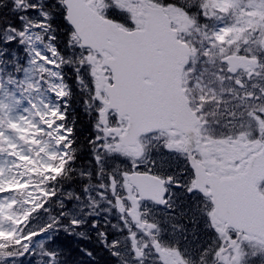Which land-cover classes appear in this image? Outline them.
I'll return each instance as SVG.
<instances>
[{
	"label": "rangeland",
	"instance_id": "rangeland-1",
	"mask_svg": "<svg viewBox=\"0 0 264 264\" xmlns=\"http://www.w3.org/2000/svg\"><path fill=\"white\" fill-rule=\"evenodd\" d=\"M101 1L103 7H106L104 0ZM176 1L186 7L195 3L197 9H200L205 17L212 21V24L209 22L206 25V30L201 31L204 39L199 37L198 40H200L206 57L204 60L206 62H202L201 72L205 79L206 76L208 78L209 88L207 89L206 104L213 103L209 118L211 117L214 123L215 133L214 136L205 135L203 137V146H199L197 143L195 145L203 152V164L210 169L212 166L217 169H225L224 172L233 175L235 172H229L228 169L238 162L241 165L236 170L242 171L245 167L244 162H247L251 155L258 152L264 144V77H262L264 74V54L261 57L263 72H260L250 81H247L244 76L231 78L224 72H220L218 68L221 65L218 60L233 53L237 47L241 49L245 38L251 39L250 35L255 26H259L260 34L264 35V0ZM117 2L123 7H128L133 12V18H139V22L142 23V19L138 17V3L130 5L128 0H117ZM91 6L92 8L95 7L92 4ZM144 11L145 8L143 7L140 14ZM184 11L185 9L177 10L175 8L171 17L178 24L184 22L186 18L185 23L188 26L187 21L193 20L189 17L190 14ZM229 11L231 14L226 16ZM251 25L254 27L244 31V26ZM177 28L185 34L188 31L182 25ZM192 35L195 37L194 33ZM253 44L251 47L253 51L261 50L258 38L254 39ZM97 64L98 68L103 65L102 62H97ZM26 66V63L21 66L19 73L21 82L10 84L7 82L10 78H6L3 87H0V116L6 118L3 121V126L7 129L4 133L5 140L0 142V191L8 186L5 181L15 188L23 182L27 174L29 177L32 171V163L39 161L46 166L48 156L54 152L51 145L60 147L58 142L60 135H57L60 129L53 128L50 119L47 121L48 128L46 130L49 131L53 140H44L38 137L37 132L27 126L23 127L19 134L8 126V118L15 120L17 117H27L28 113L24 109L32 107L28 102L29 95L32 97L33 104H36L35 98L39 95L35 91L30 92L35 79L33 75L31 78L25 77L23 69ZM98 83L99 86H102V82L98 81ZM103 85H107L105 76L103 77ZM43 98L47 99V96L45 95ZM103 99L106 103L107 98L103 97ZM15 101H20V103L16 105ZM44 107H47V103ZM9 109L12 110L9 111ZM80 109L84 114L86 110ZM32 118H38L43 123V117L38 112ZM100 122L105 125L100 128L103 136L96 135L95 138L96 140L107 139H104L103 143L97 144H93L92 139H90L91 151H89L88 157L84 159L82 164L79 163L74 170L75 180L79 179L80 182L69 185L64 192L59 191L63 199L69 197L72 201L69 208L60 215V218L66 217V222L62 221L57 226L51 227L50 225L58 222L55 216L52 214L42 216L41 213L34 214L31 221L21 222L18 219V212L11 209L10 192H6L4 196L0 197V233L15 232L19 237L21 233L26 235L29 232H39L41 235L34 237L29 243L37 252L43 253L42 243L52 237L53 230L57 228L63 232L65 228H68V233H71V230L79 225L86 226L88 219H90L91 224L88 225L100 223L102 226H99L100 231L94 227H89L93 228L95 233L89 249L94 246L99 247L101 241L110 252V255L107 253L106 255L116 259L115 262H108V264H216L219 255L218 264H242L244 255L247 257L246 264H264V258L252 259L257 253H264V246L259 245L258 242H252L253 239H241L243 241L234 243L230 247V249L233 248L230 251H237V257H234L233 254H229L227 246L230 244L228 245L227 241L222 240V243L216 240L213 232H207L206 226H193L192 222L189 221L192 218L193 206L190 200H187V192L178 194L177 200L173 201V204H177L180 208L175 211L176 218L182 224L174 225L170 222L168 217H172V213L160 215V212H147L146 219H143L142 223H135L138 230L136 238L137 243H139L138 251L144 253L141 258L137 259L134 255L135 252L131 249L130 234L133 232L128 228L130 227L128 222L133 219V214L129 215L126 223L124 221L123 228L121 219L115 211L117 199L122 201L125 213L131 210L135 204V202H129L131 207H125V201L135 197L126 191L127 184L129 185L127 180L129 173L127 168L129 166L125 160L132 154L124 149L119 140L124 134V128L122 125L116 126V120L114 125H109L104 116V109H101ZM91 131L93 132L92 128ZM166 141L169 142L168 139ZM10 145H14V147H10ZM131 147L129 146V149ZM158 148L161 149L162 146H156L154 149ZM90 149L87 148V150ZM32 151L38 153L39 160L34 157ZM9 153L14 154L10 155ZM155 155L156 153L153 151L152 156ZM17 156L20 158L17 159ZM262 156L264 157V150ZM156 157L162 161L161 167L165 166L166 169L174 170L180 166L171 163L167 156ZM155 160L154 163H156ZM17 165L19 166L17 167ZM72 171L69 170L68 172L71 174ZM29 192L32 200L37 198L38 194L35 187L31 186ZM62 202H58V204ZM183 207L184 210L181 209ZM65 208L66 204L64 205ZM112 216L117 220V223L111 221L113 224L108 225L106 222L110 221ZM9 219L17 222L15 226ZM128 219L129 221H127ZM49 228L54 229L49 231ZM87 228L82 227V231ZM220 229L218 228L219 231ZM105 234H107V242ZM113 240L116 241L115 246H113ZM11 243L14 242L10 241ZM155 247H158L157 253H155ZM55 249L53 245V252ZM12 254L15 255L14 252ZM93 254L92 251L90 255L94 257ZM100 255L101 257L99 255L96 257L100 261L98 264L103 262V253L101 252ZM161 255L163 256L162 260L159 258ZM93 257L90 259L92 260ZM49 260L52 261V257L47 259V264Z\"/></svg>",
	"mask_w": 264,
	"mask_h": 264
},
{
	"label": "snow or ice",
	"instance_id": "snow-or-ice-1",
	"mask_svg": "<svg viewBox=\"0 0 264 264\" xmlns=\"http://www.w3.org/2000/svg\"><path fill=\"white\" fill-rule=\"evenodd\" d=\"M128 3L135 5L139 0H128ZM104 4L106 7L99 9V14L105 21L110 20L113 24L122 26L142 27L139 18L134 19L133 12L128 7L121 6L117 0H104ZM95 20L88 0H0V73L8 71L10 79L7 82L10 84L16 83L11 78L12 71L15 70L19 75L21 64L27 65L23 69L26 78L39 73V80L34 81L30 88V92L39 93L35 98L36 104H33L29 95L28 102L32 107L24 109L28 116L7 119L12 130L19 134L27 126L36 132L47 134V121L51 119L52 127L60 129L57 135H62L69 128L70 110L83 108L86 110L84 115L92 120L93 144L103 143L107 139L95 138L96 135L103 136L100 128L105 125L100 122L101 109H104L105 119L109 123L116 113L104 102L105 90L98 83L100 72L97 71V62L101 58L107 59L112 53L100 41ZM105 39L110 42L114 38L108 36ZM99 67L101 71L106 70L104 65ZM2 79L0 75V80ZM41 82L44 84L43 88ZM0 87H3L2 83ZM45 94L47 99L43 98ZM19 103L20 101H15L16 105ZM45 103L47 107H44ZM37 112L43 117V123L38 118H32ZM5 119L0 116V142L5 140ZM74 132L73 123L66 140H71ZM75 143L73 140L72 144ZM5 184L8 186L0 191V197L15 190L7 181ZM176 186L179 187V184ZM92 226L96 227V224L93 223ZM212 231L215 232V229ZM40 235L39 232H29L26 235L21 233L17 238L15 232H4V239L0 240L3 245L0 248V264H47L51 253L37 252L29 243ZM105 236L107 242V234ZM9 239L14 243H8ZM112 243L115 246L116 241L113 240ZM13 251L15 255L12 254ZM262 258L264 253H257L252 257L253 260Z\"/></svg>",
	"mask_w": 264,
	"mask_h": 264
},
{
	"label": "water",
	"instance_id": "water-1",
	"mask_svg": "<svg viewBox=\"0 0 264 264\" xmlns=\"http://www.w3.org/2000/svg\"><path fill=\"white\" fill-rule=\"evenodd\" d=\"M93 15L98 37L112 53L111 58H104L112 74V85L105 89L106 105L127 121L120 137L122 145L128 148L140 136L168 128L186 134L187 145H191L198 120L180 90V76L188 62L189 50L177 39L176 32L169 29L167 17L159 11H151L144 16V30L125 32L113 23L99 19L95 13ZM108 36L114 39L109 42L105 39ZM248 61L246 57L224 58L231 73ZM263 150L261 147L249 159L241 173L219 180L189 160L195 176L194 188L212 198L215 216L238 235L246 234L262 242L264 199L256 185L264 180ZM129 182L141 200L163 205V181L150 175L134 174L129 177Z\"/></svg>",
	"mask_w": 264,
	"mask_h": 264
},
{
	"label": "flooded vegetation",
	"instance_id": "flooded-vegetation-1",
	"mask_svg": "<svg viewBox=\"0 0 264 264\" xmlns=\"http://www.w3.org/2000/svg\"><path fill=\"white\" fill-rule=\"evenodd\" d=\"M165 0H142L141 5L138 4L139 13L141 12L142 6L145 7V9L153 8L154 6H162V3ZM164 7V6H163ZM164 10L169 13V11L164 7ZM195 13H197L198 20L201 23V26L192 23L190 28L194 29V35L199 31L206 30V25L210 22L212 24V21L207 19L205 15L201 12L200 9L195 10ZM171 15V14H169ZM170 20L172 23V26L179 27L181 26L178 24L171 16ZM141 24V22H140ZM131 26V25H129ZM203 26V27H202ZM177 30V29H176ZM180 34L184 38L183 32L180 31ZM258 38L259 45L261 50L253 51L252 46L254 39ZM264 38V35L260 34L258 30H255L254 33L251 34L250 40H245L243 42V45L241 46V49L237 47L234 49L235 51L233 53H230L228 55H242L246 56L248 58L253 57L256 60L252 61L251 65H258L257 68H253V66H246L239 70L237 73L240 75L241 73L244 74L246 79H250L251 77L258 76L259 73L257 71H262V59L261 57L264 54V49L262 46V39ZM186 41L187 39L184 38ZM190 45V52H189V58L191 57L190 63L186 68L183 70L182 73V86L184 88L185 94L189 100L191 108L196 112L198 115H200L202 112H205V107H203V103L208 107L209 105H212L213 103L206 104V97H207V89L209 88L208 78L206 76H203L202 74V62L205 60L204 50L201 45L196 43H191ZM226 55V56H228ZM224 56V57H226ZM224 57H221L219 61L220 66L218 70L220 72H224L227 76H231L228 71L226 65L222 62ZM206 62V61H204ZM208 64V63H207ZM209 65V64H208ZM213 66V65H212ZM204 72V71H203ZM206 73V72H205ZM237 75V76H238ZM233 77V76H232ZM264 77V74L263 76ZM200 81V83L197 86V81ZM116 124L120 125L121 121L116 120ZM166 133V135H165ZM215 128L212 127H206L203 123H199L196 126V136L195 141L191 145H187V138L178 131H171L168 135V132H160L156 134L154 137H146L144 139H140L138 141V144H136L134 147H131V152L133 156L127 157L125 162L128 164L129 168L128 174L137 172V173H147V174H154V176L159 177L162 180H170L167 186V190L164 196L165 206L164 208H167L166 213H172V217L170 218V222H172L174 225H180L182 224L177 218H176V211L179 208L177 204H173V201H176L178 198V194L180 195L182 192H187V200L189 199L193 209L191 211L192 218L189 219L190 222H192V225L195 227H207V232H213L212 229H215L214 236L215 239L222 242H232L235 241V244H237L240 241H243L241 239H251V237H248L246 235H240L237 236L236 232H233L231 230L225 229L224 225L221 223V221L214 216L213 214V205H212V199L210 196L202 195L200 192L195 190L194 183H195V176L193 173V170L189 164V160H194L197 164H199L201 167H203L207 172L214 174L216 177L219 178L222 176L227 175L225 169H217L215 166H212L210 169L207 165L203 164V152L196 147V143L200 146H203V137L205 135L208 136H214ZM169 140L167 143L166 140ZM144 141L148 143V145L153 149V151L156 153L155 156H151L147 163V157L143 152V144ZM156 146H162V148L154 149ZM160 152V153H159ZM156 156H167L172 163H176L180 166L176 167V169H166L165 166L163 167H157V165L161 166L160 161L158 157ZM154 159H156V163H154ZM154 165V166H152ZM241 165V164H240ZM234 165L233 167L229 168V172H240V170H236L237 167ZM159 170V171H157ZM234 173V174H235ZM229 174V173H228ZM232 173H230L231 175ZM233 174V175H234ZM179 184V187L176 185ZM128 188V194H132L135 197L133 199L129 198V202H138L136 196V191L131 185L127 184ZM209 189L206 188V192H208ZM146 205L150 204L146 201ZM142 205H144V202H142ZM145 206V205H144ZM135 208V209H134ZM142 208V207H141ZM149 209V208H148ZM184 210V207L181 208ZM142 209H140L141 211ZM176 210V211H175ZM132 211L137 212L138 208L136 205L133 206ZM195 211H197L195 213ZM125 213V211H124ZM131 211H126L127 215H130ZM165 213V214H166ZM144 218V216H142ZM218 228H221L220 231ZM223 240V241H222ZM253 241V240H251ZM229 254H233L235 257H237V251H229Z\"/></svg>",
	"mask_w": 264,
	"mask_h": 264
},
{
	"label": "trees",
	"instance_id": "trees-1",
	"mask_svg": "<svg viewBox=\"0 0 264 264\" xmlns=\"http://www.w3.org/2000/svg\"><path fill=\"white\" fill-rule=\"evenodd\" d=\"M15 73V70H13L12 75L14 76ZM4 74L5 71L0 73L2 77L4 76ZM89 120L90 119L88 118V116H85L82 113L81 109L79 110L77 108L76 111L70 110V121L67 134L65 137L59 140L61 145L65 148V154L62 156V160L58 161L57 163L58 170H53V174L58 175V177L62 180L63 192L66 190V187H69V185H74L75 182H80L79 179L75 180L74 170L78 167L79 163L82 164L84 159L88 157L89 151H91L89 141L90 139H92L94 133L91 131L92 120ZM73 123L75 124V132L73 133L71 140H66L68 132L72 131ZM73 140H75L76 142L74 145L72 144ZM69 145H71V147H69ZM87 148H89L90 150H87ZM69 170H73L71 174L68 172ZM53 182L55 183V180ZM80 185L82 186V184ZM47 198L49 199V201H52L51 195H48ZM64 200L67 203L71 201L69 197L64 198ZM64 222H66L65 217ZM53 229L54 228H52L51 230ZM90 229V231L93 232L88 235V238L76 240L72 237L71 234L68 233V229L65 228L63 232H61L60 230L59 232H56L58 230L56 228V230L52 231V237L43 243L42 250L44 252L54 254L55 260L53 264H98L100 263V261L96 257L97 255L101 257V252L103 253L102 264H108V262H112V258L106 255V251L102 250L103 247L101 245L97 247L98 250L96 246L89 249L90 243L92 242H87V240L92 239L95 234L94 229ZM97 230L100 231V228L98 227ZM85 231H88V228ZM60 237H62L63 240H61L60 245H58L57 240ZM8 243H10V241H8ZM53 245L56 248L55 252H53L52 250ZM91 250L94 252V257L90 255V253H92ZM13 252L15 253V251ZM91 257H93L92 260L90 259Z\"/></svg>",
	"mask_w": 264,
	"mask_h": 264
},
{
	"label": "bare ground",
	"instance_id": "bare-ground-1",
	"mask_svg": "<svg viewBox=\"0 0 264 264\" xmlns=\"http://www.w3.org/2000/svg\"><path fill=\"white\" fill-rule=\"evenodd\" d=\"M157 167H161L159 165H157ZM111 221H113L114 223H117V220L113 218V216L110 218V221L106 222L108 225H110V223H112ZM88 224H91L89 221L86 223V226H82V225H79L77 226L74 230H71V234L72 237L74 239H84V238H88V235L90 233H92L93 231H90L91 229L89 227H93V226H90ZM113 224V223H112ZM107 225V226H108ZM99 226H102L100 223H98L96 225V227H94L95 229H97ZM82 227H88V231H85L86 229H84V231H82ZM106 228V227H105ZM93 229V228H92ZM68 231V230H67ZM75 232V233H74ZM103 236V235H102ZM101 238V237H100ZM63 240L62 237L58 238L57 240V244L60 245V241Z\"/></svg>",
	"mask_w": 264,
	"mask_h": 264
}]
</instances>
